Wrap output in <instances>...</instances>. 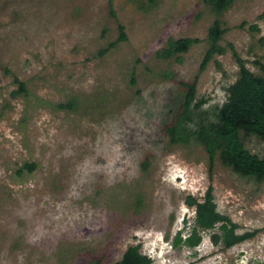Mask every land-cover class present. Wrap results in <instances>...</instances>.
I'll return each mask as SVG.
<instances>
[{
	"label": "rangeland",
	"instance_id": "obj_1",
	"mask_svg": "<svg viewBox=\"0 0 264 264\" xmlns=\"http://www.w3.org/2000/svg\"><path fill=\"white\" fill-rule=\"evenodd\" d=\"M215 19L202 0H0V264H111L136 244L152 264L264 261V182L164 132L185 84L196 80L209 116L226 101L233 52L264 74V0H231L217 16L225 53L199 72ZM119 25L126 40L109 47ZM179 38L199 43L156 57ZM245 147L264 157V142ZM208 190L241 231L259 233L229 250L207 233L193 251L172 249L192 221L188 196Z\"/></svg>",
	"mask_w": 264,
	"mask_h": 264
},
{
	"label": "trees",
	"instance_id": "obj_2",
	"mask_svg": "<svg viewBox=\"0 0 264 264\" xmlns=\"http://www.w3.org/2000/svg\"><path fill=\"white\" fill-rule=\"evenodd\" d=\"M202 2L216 19L208 30V48L203 56L199 72L206 68L215 55L225 53V49L219 46L222 30L217 16L230 5L231 0H202ZM111 15L115 18L113 10ZM118 29L120 35L109 47H114L118 42L126 40L123 26L119 25ZM198 43L199 40L193 38L170 39L162 49L157 51L156 57L163 60L178 57L187 53L193 45ZM233 55L238 63L239 72L236 81L226 90V101L216 107L209 116L200 109L201 102H195L196 80L191 84H185L183 103L174 122L166 127L164 132L171 144L202 146L211 162L218 158L234 174L262 183L264 182V157L251 154L245 147V140L254 137L264 142V74L251 73L236 52H233ZM20 91H24L23 85ZM62 107L74 109L75 102L72 101ZM26 168L31 169V165ZM186 203L188 207L195 208V216L192 225L188 226L190 229L188 237L183 238L181 235L187 227L186 221H184L183 229L177 232L172 244L175 249L185 246L193 250L201 242L200 231L205 230L212 232V243L215 246H222L223 249H228L257 233L255 231L236 235L237 225L228 217L216 212L210 192L206 194L202 202L188 197ZM139 249V245L128 247L121 259L111 264H151L152 260L142 255ZM196 254L193 252L192 255ZM250 264H264V261Z\"/></svg>",
	"mask_w": 264,
	"mask_h": 264
},
{
	"label": "flooded vegetation",
	"instance_id": "obj_3",
	"mask_svg": "<svg viewBox=\"0 0 264 264\" xmlns=\"http://www.w3.org/2000/svg\"><path fill=\"white\" fill-rule=\"evenodd\" d=\"M208 192H210V190H208L207 192H206V194L208 193ZM206 194L204 195V197L206 196ZM212 195V194H211ZM188 197H192V196H188ZM204 197L200 200V199H197V198H194V197H192V198H194V199H196L198 202H202L203 201V199H204ZM212 197H213V195H212ZM213 202H214V198H213ZM214 204H215V202H214ZM215 207H216V212H218L219 214H221V215H223V216H226V217H228L227 215H225V214H222V213H220L218 210H217V206H216V204H215ZM188 208H190V207H188ZM191 209H193V215H192V221H191V223H188V220H183V227H184V221H186V228H185V230H187V232H186V234H185V236H183V233L185 232V230L182 232V237L183 238H186V237H188L189 236V233H190V229H189V227L188 226H190V225H192V223H193V218H194V216H195V208L194 207H192ZM229 218V217H228ZM230 219V221L232 222V223H234V224H236L237 225V228H236V230H235V234L236 235H242V234H245V233H253V232H255V231H257V233L254 235V236H252L251 238H249V239H246V240H244V241H242V242H240V243H237V244H235V245H233L232 247H230V248H228V249H223L222 248V246H220V245H217L218 247H220L222 250H229V249H231V248H233L234 246H236V245H239V244H241V243H244V242H246V241H249V240H252L258 233H259V231L258 230H252V231H245V232H243V231H241V229H240V226H238V224L237 223H235L233 220H231V218H229ZM183 227L180 229V230H182L183 229ZM180 230H178V232L180 231ZM208 234L209 235V238H210V240H211V242H212V239H211V234H212V232H210V231H200V236H201V242H200V244L196 247V248H194V249H197L201 244H202V241H203V235L204 234ZM177 234V233H176ZM176 234L174 235V237L176 236ZM174 237L172 238V241H171V248L172 249H175L173 246H172V244H173V241H174ZM213 244V243H212ZM136 245H139L140 246V249H139V252L142 254V255H145V254H143L142 252H141V245L140 244H136ZM136 245H131V246H136ZM214 245V244H213ZM131 246H128V247H131ZM215 246V245H214ZM127 247V248H128ZM126 248V249H127ZM183 248H186L187 250H191V249H189V248H187V247H182L181 249H183ZM193 249V250H194ZM193 250H191V251H193ZM126 251V250H125ZM124 251V252H125ZM123 252V253H124ZM192 254H193V252H192ZM123 255V254H122ZM197 255V254H196ZM145 256H147L148 258H150L151 260H152V258L151 257H149L148 255H145ZM193 256V255H192ZM122 257V256H121ZM241 257V256H240ZM195 258V257H194ZM117 262V261H116ZM114 263V262H113ZM152 263H153V260H152ZM151 263V264H152ZM217 264V263H216Z\"/></svg>",
	"mask_w": 264,
	"mask_h": 264
}]
</instances>
